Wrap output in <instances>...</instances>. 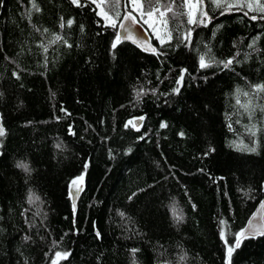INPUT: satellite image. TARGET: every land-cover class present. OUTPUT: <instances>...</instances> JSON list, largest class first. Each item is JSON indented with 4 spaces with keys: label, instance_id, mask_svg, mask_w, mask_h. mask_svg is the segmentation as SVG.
I'll return each mask as SVG.
<instances>
[{
    "label": "trees",
    "instance_id": "obj_1",
    "mask_svg": "<svg viewBox=\"0 0 264 264\" xmlns=\"http://www.w3.org/2000/svg\"><path fill=\"white\" fill-rule=\"evenodd\" d=\"M105 1L115 26L92 0H0V264H264V236L235 247L264 201V0H202L193 23L141 0L155 54Z\"/></svg>",
    "mask_w": 264,
    "mask_h": 264
},
{
    "label": "water",
    "instance_id": "obj_2",
    "mask_svg": "<svg viewBox=\"0 0 264 264\" xmlns=\"http://www.w3.org/2000/svg\"><path fill=\"white\" fill-rule=\"evenodd\" d=\"M130 13L127 1L124 0V14L121 17V20L118 25V32L120 34V39L118 40L120 43L127 42L137 49H139L142 53L145 54H155L156 48L152 42L151 35L147 31V29L135 18L133 19H125V16ZM131 16L134 17L131 13ZM123 25L124 27H121ZM147 49V50H145ZM155 49V52L152 51ZM132 121V120H129ZM128 121V122H129ZM133 123L129 124V126L133 128H139L143 124V120H135L132 121ZM0 127L4 130L5 135V128L2 123V118L0 114ZM3 135V136H4ZM3 136H0L2 138ZM1 157V152H0ZM75 184L72 182L69 184L68 187V195L71 202V206L73 212H77L78 203L80 198L85 190V182L83 179L75 180ZM262 190L264 193V183L262 186ZM75 204V207L73 205ZM264 201H261L257 206L256 210L252 214V216L247 221L245 227L242 229L243 235L240 236V242L245 240L257 239L264 236ZM251 222V223H250Z\"/></svg>",
    "mask_w": 264,
    "mask_h": 264
},
{
    "label": "rangeland",
    "instance_id": "obj_3",
    "mask_svg": "<svg viewBox=\"0 0 264 264\" xmlns=\"http://www.w3.org/2000/svg\"><path fill=\"white\" fill-rule=\"evenodd\" d=\"M94 3H96L98 7V12L100 17L103 19L104 23L107 25H116V16L111 15L109 12L110 10V4L107 3L105 5V0H92ZM128 9L132 15L140 20L142 24H144L148 31H150L153 34V37L157 39L160 43L166 41L168 39V32L166 31V26L164 21L160 17H156L154 14H151L149 16L148 14H143L142 12V3L140 0V3L135 6L136 10L133 11V5L129 3V0H127ZM187 4V10L190 16V19L194 21L198 3L195 2V0H192L190 3ZM109 11V12H108ZM228 252V247H227ZM229 255V253H228Z\"/></svg>",
    "mask_w": 264,
    "mask_h": 264
},
{
    "label": "snow or ice",
    "instance_id": "obj_4",
    "mask_svg": "<svg viewBox=\"0 0 264 264\" xmlns=\"http://www.w3.org/2000/svg\"><path fill=\"white\" fill-rule=\"evenodd\" d=\"M190 2H192V0H185V3H190ZM195 2L196 3H201L202 2V0H195ZM214 2L217 4V6H219L220 5V3H221V0H214ZM238 2H241V0H238ZM255 2L257 3V4H259V0H255ZM72 3L74 4V5H77V6H80V0H72ZM129 3H131L134 7H133V11H135L136 10V8H135V6L136 5H138L139 3H140V0H129ZM34 7H35V5H33ZM228 7H231V4L229 3L228 5H227ZM247 7H248V10L249 11H252V10H254L253 8H252V5H251V3L249 2L248 4H247ZM258 11H261V12H264V5H261L260 6V8L258 9ZM149 16H151V11H149L148 13H147ZM245 15H247V12H245L244 13ZM205 15H206V13H205ZM258 17L257 16H252L251 17V19H253V20H256ZM262 18H264V17H262ZM125 19H135V17H132L131 16V13H128V15H126L125 16ZM193 22H195V21H193V20H189V23H193ZM72 23V21H68V24H71ZM63 26V25H62ZM113 26H115V25H113ZM121 27H124L123 25H121ZM45 31H47V30H45ZM57 39H60L59 37H57ZM116 39L117 40H119L120 39V34L118 33L117 34V37H116ZM255 42H253V44H254ZM115 43L113 44V48H115ZM249 47H252V45H249ZM145 50H147V49H145ZM45 51H47V49L45 48ZM152 51L153 52H155V49H152ZM230 64H232V61L231 60H229V61H227V62H224V66L225 67H228V65H230ZM200 66L203 68V67H207V66H209L208 64H206L205 63V57L204 56H201L200 57ZM183 80V75H181L180 76V78H179V80L177 81V83L179 84L181 81ZM257 88H258V90H261V91H264V85H260V86H257ZM174 91L175 92H179V88H177V89H174ZM244 95H247V93H245ZM237 103H239V101H237ZM242 107H246V106H244V105H242ZM262 110H264V109H262ZM140 119H143V117H141ZM129 124H131V123H133L132 121H129L128 122ZM167 125L166 124H161V127H166ZM126 127H127V125H126ZM4 135V130H3V128L2 127H0V136H3ZM181 135H183V133H181ZM254 150V149H253ZM18 167H20V168H22L25 172H28L29 171V166L27 165V164H25V163H23V162H21V163H18V165H17ZM85 167H87V166H85ZM78 179H82V177H78ZM75 180L72 182L73 184H75ZM73 207H75V204L73 205ZM262 207H264V205H262ZM179 219V218H178ZM251 223V222H250ZM243 235V232H241V233H237L236 234V236H237V238H236V243H235V247H239V244H240V239H239V237L240 236H242ZM97 236H99V233H97ZM221 239H224V233L223 232H221ZM234 250V248L232 247V246H229L228 247V253H229V256H230V254H231V252ZM69 255V253H67V252H64V253H61V252H57L56 253V256L57 257H67Z\"/></svg>",
    "mask_w": 264,
    "mask_h": 264
}]
</instances>
